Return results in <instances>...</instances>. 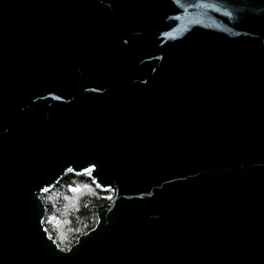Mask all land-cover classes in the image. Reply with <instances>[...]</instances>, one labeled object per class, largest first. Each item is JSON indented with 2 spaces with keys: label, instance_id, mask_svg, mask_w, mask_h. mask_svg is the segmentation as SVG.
<instances>
[{
  "label": "water",
  "instance_id": "95a60500",
  "mask_svg": "<svg viewBox=\"0 0 264 264\" xmlns=\"http://www.w3.org/2000/svg\"><path fill=\"white\" fill-rule=\"evenodd\" d=\"M0 264H264V0H0Z\"/></svg>",
  "mask_w": 264,
  "mask_h": 264
},
{
  "label": "trees",
  "instance_id": "16d2710c",
  "mask_svg": "<svg viewBox=\"0 0 264 264\" xmlns=\"http://www.w3.org/2000/svg\"><path fill=\"white\" fill-rule=\"evenodd\" d=\"M110 194L89 173L68 170L42 194L47 211L43 221L49 234L61 247L69 248L96 225L97 208L111 200Z\"/></svg>",
  "mask_w": 264,
  "mask_h": 264
},
{
  "label": "rangeland",
  "instance_id": "374dc122",
  "mask_svg": "<svg viewBox=\"0 0 264 264\" xmlns=\"http://www.w3.org/2000/svg\"><path fill=\"white\" fill-rule=\"evenodd\" d=\"M84 172L90 174L91 169H86ZM49 188H50V187L45 188V189L42 191L41 196H42V194H43L45 191H47ZM108 190H110V189H108ZM110 191H111L110 197L112 198L113 192H112V190H110ZM46 215H47V211H46V214H45L44 218L46 217Z\"/></svg>",
  "mask_w": 264,
  "mask_h": 264
}]
</instances>
